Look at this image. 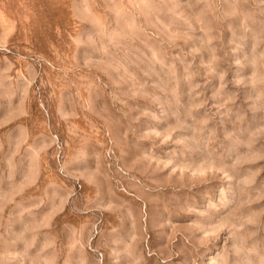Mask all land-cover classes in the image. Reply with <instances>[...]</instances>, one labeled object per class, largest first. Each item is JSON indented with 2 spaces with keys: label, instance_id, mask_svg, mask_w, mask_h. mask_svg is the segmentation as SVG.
Wrapping results in <instances>:
<instances>
[{
  "label": "rangeland",
  "instance_id": "rangeland-1",
  "mask_svg": "<svg viewBox=\"0 0 264 264\" xmlns=\"http://www.w3.org/2000/svg\"><path fill=\"white\" fill-rule=\"evenodd\" d=\"M0 264H264V0H0Z\"/></svg>",
  "mask_w": 264,
  "mask_h": 264
}]
</instances>
